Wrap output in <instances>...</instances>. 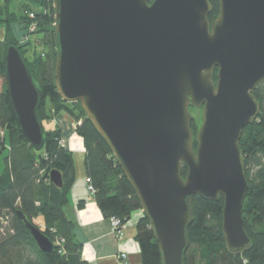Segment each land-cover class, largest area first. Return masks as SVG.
I'll list each match as a JSON object with an SVG mask.
<instances>
[{
  "label": "water",
  "instance_id": "obj_1",
  "mask_svg": "<svg viewBox=\"0 0 264 264\" xmlns=\"http://www.w3.org/2000/svg\"><path fill=\"white\" fill-rule=\"evenodd\" d=\"M53 1L56 90L80 103L109 145L162 264H184L194 195H222L225 248L244 254L251 239L242 218L248 182L239 139L260 109L253 91L264 81V0H218L211 24L208 0ZM4 69L21 131L42 150L43 93L15 44L6 48ZM189 105L201 108L195 137ZM49 178L63 185L58 170ZM18 215L38 247L51 251V240Z\"/></svg>",
  "mask_w": 264,
  "mask_h": 264
},
{
  "label": "trees",
  "instance_id": "obj_2",
  "mask_svg": "<svg viewBox=\"0 0 264 264\" xmlns=\"http://www.w3.org/2000/svg\"><path fill=\"white\" fill-rule=\"evenodd\" d=\"M208 1L211 5L209 19H212L218 13L219 2ZM28 12H33L34 18H29ZM31 23L36 24L34 32H28ZM15 24L22 27L21 37L28 32L26 42L21 43V38L15 35ZM0 29L4 30L0 37V129L4 130L0 144L4 146L7 139L9 146L5 167L0 173V264H90L80 255L81 242L76 235L75 222L65 213L68 191L76 176L74 153L59 143L61 130L58 127L45 130L42 150L29 145L13 112L7 89L4 56L9 45L19 47L34 82L42 90L41 121L61 112L80 121L75 133L83 141L86 175L95 189L93 195L102 215L118 218L125 224L134 211L140 210L138 198L109 145L80 103L63 100L56 90L54 1L0 0ZM215 72L216 69L214 81ZM253 94L260 109L257 117L242 129L239 139L248 182L242 218L251 239L250 248L242 255L226 250L222 234V195L216 200L194 195L184 264H264V81ZM191 128L195 137L194 123ZM53 169L61 173V187L50 181L49 172ZM185 172L186 168L182 167V174ZM18 211L51 240V251L44 252L38 247ZM38 216L42 217L43 227L34 221ZM135 239L141 264H162L159 247L144 215L136 223Z\"/></svg>",
  "mask_w": 264,
  "mask_h": 264
},
{
  "label": "crops",
  "instance_id": "obj_3",
  "mask_svg": "<svg viewBox=\"0 0 264 264\" xmlns=\"http://www.w3.org/2000/svg\"><path fill=\"white\" fill-rule=\"evenodd\" d=\"M21 29L20 24L14 25V33L18 39L22 35ZM3 35L4 30L1 29L0 37ZM62 128L61 137L67 141L68 148L74 153L76 163V176L68 191L65 213L75 222L76 235L81 242V257L90 264H141L139 245L135 239L136 223L141 211L136 210L131 214L134 217L133 223H125L122 227V239H117L111 231L110 218L102 215L94 195L87 189L83 141L75 133L74 128L69 130L65 124L64 126L62 124ZM5 148L9 150L7 139L4 146L0 144V153ZM6 156L3 158V168ZM34 221L40 227L44 226L41 216ZM131 225L134 226V230ZM121 252L126 254V259L118 258Z\"/></svg>",
  "mask_w": 264,
  "mask_h": 264
},
{
  "label": "rangeland",
  "instance_id": "obj_4",
  "mask_svg": "<svg viewBox=\"0 0 264 264\" xmlns=\"http://www.w3.org/2000/svg\"><path fill=\"white\" fill-rule=\"evenodd\" d=\"M18 11V10H17ZM0 34H1V29H0ZM1 81V80H0ZM1 83V82H0ZM189 112L192 114L193 116V120H192V123L195 124L196 126V132L201 124V110L199 109H196V108H189ZM80 121H74L71 116L67 113V112H61L60 114L58 115H55L53 118H47L45 120L42 121L43 123V126L46 129H49V128H62V124L64 126H68L69 127V130H71L72 128H74L75 130V127L77 124H79ZM62 140H64V142L67 144V141L65 139H63L61 137ZM74 145V144H73ZM8 149L5 148L1 153H0V170L3 168V158L4 156H6L8 153ZM144 215L143 212L141 211V216ZM133 220H134V217L131 216V219L128 221L129 224H131V222L133 223ZM133 226V225H131ZM134 230V226H133V229Z\"/></svg>",
  "mask_w": 264,
  "mask_h": 264
},
{
  "label": "built area",
  "instance_id": "obj_5",
  "mask_svg": "<svg viewBox=\"0 0 264 264\" xmlns=\"http://www.w3.org/2000/svg\"><path fill=\"white\" fill-rule=\"evenodd\" d=\"M28 16L29 18H34V13L33 12H28ZM36 30V24L35 23H31L28 27V32H34ZM25 34L21 37L20 39V42L23 43V42H26L28 39H29V34ZM4 136V130H1L0 129V139ZM59 143L62 145V146H66L67 147V144L64 142V140L60 139L59 140ZM86 183H87V189L88 191L93 194L95 189L92 185V182L91 180L87 177L86 178ZM110 224H111V231L112 233L115 235V237L117 239H122V236H123V233H122V227H123V223L121 222L120 219L118 218H115V217H111L110 218ZM118 258L120 259H126V254L121 252L119 255H118Z\"/></svg>",
  "mask_w": 264,
  "mask_h": 264
},
{
  "label": "flooded vegetation",
  "instance_id": "obj_6",
  "mask_svg": "<svg viewBox=\"0 0 264 264\" xmlns=\"http://www.w3.org/2000/svg\"><path fill=\"white\" fill-rule=\"evenodd\" d=\"M152 1V0H151ZM216 17V16H215ZM208 20H209V23L211 24L212 23V21L214 20V18H212V19H209V15H208ZM216 81V80H215ZM189 108H196V109H199V110H201V108H197V107H194L193 105H189Z\"/></svg>",
  "mask_w": 264,
  "mask_h": 264
},
{
  "label": "bare ground",
  "instance_id": "obj_7",
  "mask_svg": "<svg viewBox=\"0 0 264 264\" xmlns=\"http://www.w3.org/2000/svg\"><path fill=\"white\" fill-rule=\"evenodd\" d=\"M24 13H25V12H24ZM24 13H23V14H24Z\"/></svg>",
  "mask_w": 264,
  "mask_h": 264
}]
</instances>
